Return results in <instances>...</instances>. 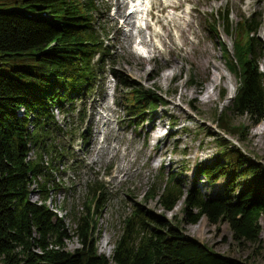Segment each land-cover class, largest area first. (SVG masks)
<instances>
[{
  "label": "trees",
  "instance_id": "obj_1",
  "mask_svg": "<svg viewBox=\"0 0 264 264\" xmlns=\"http://www.w3.org/2000/svg\"><path fill=\"white\" fill-rule=\"evenodd\" d=\"M95 13L94 0H0V264H249L215 253L166 214L183 200L182 222L196 223L204 216L213 224L227 222L239 245L258 240L264 164L224 137L220 141L228 149L215 162L197 168L208 184L224 178L221 191L205 194L196 183L185 190L181 174L170 172L160 185L153 183L147 195L157 200L163 213L133 204L110 256L99 253L97 246L104 184L91 181L85 210L81 215L70 212L74 233L48 205L51 191L58 189L52 179L55 164L66 155L65 148L49 138L56 124L53 111H69L63 104L70 101L72 106L74 93L76 97L94 89L96 63L110 55ZM230 16L225 9L222 19L232 49L220 45L238 85L228 111L217 114V127L236 135L245 126L230 123L231 113L247 116L251 125L264 119V72L258 63L264 42L259 35L261 17L243 16L235 25ZM105 35L110 33L106 30ZM113 75L130 91L123 100L132 119L143 118L163 102L125 74L114 70ZM78 112L83 114L82 109ZM34 191L37 201L31 199ZM74 235L82 246L69 251L66 241Z\"/></svg>",
  "mask_w": 264,
  "mask_h": 264
},
{
  "label": "rangeland",
  "instance_id": "obj_2",
  "mask_svg": "<svg viewBox=\"0 0 264 264\" xmlns=\"http://www.w3.org/2000/svg\"><path fill=\"white\" fill-rule=\"evenodd\" d=\"M154 1V21L159 19L160 25H164L165 16L172 9L165 8L163 0ZM94 2L96 26L101 39L109 46L110 55L100 63L97 57L94 59L97 61L94 89L78 93L76 97L74 93L76 100L72 106L69 107L70 101L63 104L65 110L70 108L69 111H53L56 124H53L49 138L51 142H56L57 147H64L66 155L55 164L58 169L53 172L52 179L58 189L51 191L47 203L74 233L76 224L70 212L81 215L85 210V204L90 199L88 186L91 181L104 184L106 192L101 197L104 206L97 217L100 232L97 246L99 253L110 256L102 247L103 240L107 238L113 252L122 232L123 220L131 212L133 204H144L163 213L157 200L147 199V195L153 189V183L160 185L170 172L181 174L185 190L196 183L205 194L215 195L221 191L224 178L211 185L197 173L200 163H213L228 149V145L221 144V138L230 140L231 146L241 149L253 161L264 164V119L257 125H251L247 116L231 113L229 122L243 124L244 132L226 134L217 127V114L221 110L228 111L238 85L236 77L226 66L220 45L224 42L229 49L233 46V40L225 31L222 14L225 9L230 10V18L235 25L243 16L254 15L257 20L261 17L259 35L264 42V0H180L181 7L177 12L186 14L193 22L194 32L189 34L190 42L182 47L178 43L177 31L173 30L166 49L150 52V56L136 52L132 46L137 33L131 40L125 39L120 29L123 19L119 18L116 0ZM128 8L129 4L124 7V12ZM123 27L127 31L131 29L130 26ZM158 29L159 26L156 31ZM106 30L110 33L108 37ZM145 34L139 32L143 38H146ZM155 42L160 43L156 39ZM203 43L212 50L207 68L198 64L200 52L194 49L202 47ZM186 49L191 50L195 60L183 59ZM260 53L258 63L264 72V51ZM114 70L153 90L163 102L159 101L156 109L146 111L143 118L132 119L127 102L123 100L130 91L118 85ZM164 72L176 74L164 80ZM213 78L216 85L211 87L212 98L204 101L203 95ZM231 86L234 87L233 96L227 100ZM223 90H226V97ZM74 108H77L76 111H73ZM80 109L83 110L82 115L78 112ZM107 113L112 118L110 129L102 119ZM155 130H159L160 138ZM103 145L106 146L104 150ZM31 155L34 156V152ZM31 188L34 189V186ZM31 199L39 200L37 191L31 193ZM183 206L181 200L173 211L166 214L187 234L206 243L217 254L249 264L264 262V214L260 218L258 240L239 245L233 239L227 222L213 224L204 216L196 223L182 222ZM81 246L75 235L66 241L69 251Z\"/></svg>",
  "mask_w": 264,
  "mask_h": 264
},
{
  "label": "bare ground",
  "instance_id": "obj_3",
  "mask_svg": "<svg viewBox=\"0 0 264 264\" xmlns=\"http://www.w3.org/2000/svg\"><path fill=\"white\" fill-rule=\"evenodd\" d=\"M179 1L180 0H163L164 7L165 8L169 7L170 10L172 9V11H169V13L165 16L166 23L164 25H160L159 19L154 21V14H153L154 12L153 10H151L148 12V15L153 16V19L148 23L146 28L141 27L138 29V23H140L139 25H142L144 21V18H143L144 12L139 11V10L143 6L148 9H150L151 7L153 8L155 1L154 0H135L131 4L130 0H116V4H117L116 8H117L119 18L123 19L122 26L120 29L122 30V33L124 34L125 39H127L128 41L131 40V38L135 36L137 31H139L141 34L146 33L144 35V37L146 36V38H142L143 42L151 47L159 49L160 52H163L167 47L166 42H168V38L170 37L172 31L176 30L177 37L179 39L178 43L182 47L187 45V42H190V37H189L190 32H194L193 22L186 14H181L177 12V10L181 7V4ZM188 1L191 2L192 0H188ZM128 3H129V8H128L129 10L124 12V7L128 5ZM196 9H199V8L196 7ZM187 13L190 14V11H187ZM123 26H130L131 29L127 31L124 29ZM153 26H156V27H154L153 29ZM158 26H159V29L156 31ZM147 30H150L151 32ZM150 36H151V40L154 37L157 40V42L160 41V43L158 44L156 42L155 43L149 42ZM194 49H197L198 52H200V59L198 60V64L202 68H207L211 60V54H212L211 48L207 44L203 43L202 47H194ZM182 57L183 59H188L192 61L196 59L191 54V50H187V49H186V53L183 54ZM175 74L176 73L174 72H164V74L162 75V78L164 80H167L171 76L174 77ZM215 85H216V81L213 78L212 84L209 85V87L206 89L203 95L204 101H208L212 98L211 87L212 86L215 87ZM233 90H234V87L231 86L230 93L227 97V100H229L233 96V94H231ZM23 111L24 109H21V112ZM102 119H104V123L107 126V128L110 129V125L112 121L111 116L108 115L107 113L105 116H103ZM30 127L32 128V125H30ZM155 133L158 135L159 138L161 137V135L159 134V130H155ZM93 142H95V139L93 140ZM105 147H106L105 145L102 146L103 150ZM102 247L107 249L108 255H111L112 249L108 245L107 238L103 240Z\"/></svg>",
  "mask_w": 264,
  "mask_h": 264
}]
</instances>
